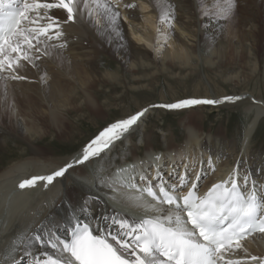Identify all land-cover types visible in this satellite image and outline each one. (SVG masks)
<instances>
[{
	"label": "snow or ice",
	"instance_id": "1",
	"mask_svg": "<svg viewBox=\"0 0 264 264\" xmlns=\"http://www.w3.org/2000/svg\"><path fill=\"white\" fill-rule=\"evenodd\" d=\"M133 7L124 0H0V97L5 109L13 108L9 83L26 80L22 74L25 68H37L42 59L67 46L66 25L81 23L97 32H117L120 21L127 19L122 17V8ZM234 8L235 0H216L212 10L205 9L203 15L227 20ZM160 21L174 26L170 4ZM241 99L187 98L150 107L185 109ZM148 111L146 107L112 122L77 156L47 174L20 180L17 187L54 186L70 169L109 151ZM238 168L200 195L199 175L190 180L185 173L170 184L159 169L149 176L138 173L136 165L121 167L99 183L113 193L111 200L122 199L138 215L113 208L111 215L102 217L106 222L103 228L84 222L75 209L63 227L37 222L22 239H13L0 249L3 264H17L13 253L25 244L22 250L31 258L30 264H264V255H252L247 247L250 238L264 237V186L258 187L255 181L250 184L246 174L241 179ZM84 211L81 205L80 212Z\"/></svg>",
	"mask_w": 264,
	"mask_h": 264
},
{
	"label": "bare ground",
	"instance_id": "2",
	"mask_svg": "<svg viewBox=\"0 0 264 264\" xmlns=\"http://www.w3.org/2000/svg\"><path fill=\"white\" fill-rule=\"evenodd\" d=\"M135 2L141 3L144 10L150 9V11L142 14L138 10L123 8L122 15L127 18L128 23L125 25L120 21L117 32H97L91 25L81 23L66 25L64 39L67 41V46L42 59L37 68L30 66L25 68L22 74L27 76L26 80L9 83V100L13 104V108L6 110L2 104V97H0V164L2 162L1 154L6 153L5 150L9 149V144L5 142L7 134L15 133L32 141L33 134H37L39 138L46 135L41 133L35 124L24 116L25 113H31L32 116L34 113L40 114L51 130L56 128L61 138L67 137L66 124L60 121L59 117L65 108H69L67 99L75 98L79 94L73 87H70L72 84L80 85V89L84 92L81 93V97H85L89 109L94 111L97 108L93 102V97L96 98V95L91 91L92 85L104 82L105 79L110 82L119 80L117 76L115 78L110 73L100 75L97 72L96 64L103 53L110 57L118 55V60L120 59L121 64L125 65L129 72L149 67L147 61L151 57L163 63L165 61L189 62L195 57L196 42L199 38L195 17H197L196 11L202 0H124V3L135 4ZM169 4L172 6L174 14L173 27H169L160 21L162 12ZM193 11L195 17L190 15ZM56 14L61 15L60 12ZM138 16H144L146 19L136 18ZM137 22L142 29L137 27ZM162 26L169 28L171 33L157 31ZM209 26L213 32L201 30L200 37L203 32L212 34L209 40L213 44L214 37L217 38L219 34L221 35L223 30L219 23ZM127 27L133 40H129L127 36ZM142 42L144 44L140 46L139 43ZM150 49H154V56H151ZM216 49L214 53L222 59L226 48L221 46ZM159 55L160 57H158ZM30 79L37 80L35 82L36 88L28 84L29 81H32ZM214 94L215 92H213V96L208 94L205 96L195 95L194 97L217 99L222 97L214 96ZM247 94L251 95V104L246 110L254 115L246 129L242 152L238 151L234 145L236 143L233 144L222 135L209 133L204 137L198 127H193L191 120H186L185 123L188 124L186 143L177 150L164 153L163 155L167 154L165 156L156 155L160 158L158 161L155 160L156 156L150 152L154 149L148 150L147 158L135 164L137 172L154 176L156 170L159 169L168 183L170 181L175 183L173 181L175 178L177 179L179 175L185 173L188 174L189 171L187 170L192 167L196 176L199 171L201 176L207 174L205 175L207 176L206 183L201 187L204 189L227 180L239 165L238 171L241 179L246 174L250 184L255 181L258 187L264 186V148L254 155L255 146H252L254 133L264 119V98H258L251 92H245L241 97ZM38 96L41 103L45 102L48 106L45 113L43 111L39 113L36 110ZM253 99L262 103H254ZM225 103L231 104L233 102ZM55 105L61 109L55 110ZM71 107L73 108V106ZM68 108L67 112L71 111L72 108ZM162 109L167 110L166 108ZM171 111L180 112V109ZM143 118L134 127V130L126 134L122 140L115 142L109 151L111 152L116 144L131 140V136L137 132ZM81 150L66 161L77 156ZM97 159L94 158L85 163L91 166L92 175L83 168L85 164L79 165L70 169L65 177L58 178L54 186H49L48 189H43L38 185L35 189L20 190L17 185L20 180L32 175L47 174L53 168L64 164L65 159L61 162L47 159L44 150L34 148L32 149V156L28 160L15 162L7 167L0 166V249L6 248L13 239H22L23 235L37 222L58 224L63 227L70 220L73 209L79 213L84 222L99 224L101 228L106 223L102 217L111 215L113 208L138 215L139 213L122 199L120 202L114 201L115 203L110 199L113 193L99 183V175L95 171L94 162ZM180 169H182L181 174H178L177 170ZM147 170L149 171L147 172ZM196 176L193 177V180ZM199 181L201 182V180L196 181L198 186ZM128 191L135 194L134 190ZM81 205L85 207L84 212H80ZM26 247V244L21 245V250L13 253L17 258V264H30L31 258L22 250ZM247 247L252 255H264V237L251 238ZM29 250L34 251V249ZM0 264H3L2 256H0Z\"/></svg>",
	"mask_w": 264,
	"mask_h": 264
},
{
	"label": "rangeland",
	"instance_id": "3",
	"mask_svg": "<svg viewBox=\"0 0 264 264\" xmlns=\"http://www.w3.org/2000/svg\"><path fill=\"white\" fill-rule=\"evenodd\" d=\"M215 3L216 0H204L203 7L201 3L197 8V17L194 11L190 14L197 20L199 38L195 47L196 55L194 54L195 57L189 62L163 63L151 57L147 61L149 67L129 72L126 66L121 64L120 59L118 60V55L110 57L103 53L96 64L97 72L100 75L110 73L119 80L110 82L105 79L104 82L92 85L91 91L96 95L93 102L97 108L94 111L89 109L85 97H81L83 91L80 85L72 84L70 87L79 94L75 98L67 99L69 103L67 108L70 109L71 106L73 108L68 112L65 108L64 115L61 113L59 117V120L66 124L67 137L61 138L56 128L51 130L40 114L34 113L32 116L31 113H25L24 116L46 135L39 138L37 134H33L32 141L15 133L7 134L5 142L9 144V149L1 154L0 166L7 167L15 162L28 160L34 148L44 150L47 159L66 161L109 124L146 107L149 108V112L142 119L137 132L131 136L132 139L116 144L111 152H105L94 162L100 180L110 178L118 167H130L147 158L148 150L154 149L150 151L154 156H165L167 154L163 155L164 153L181 148L186 143L188 133L186 120H191L193 127H198L204 137L209 133L222 135L233 144L236 143L234 145L242 152L246 129L254 115L246 110L251 104L250 94L231 104L224 102L219 105H200L201 107H192V110L180 109V112L150 107L175 103L181 99L198 98L194 97L195 95L213 96V92L214 96H222L219 99L225 96H241L245 92L264 98V0H235V8L227 20L204 17L203 11L212 10ZM134 5L135 7L130 9L138 10L142 14L150 11L144 10V6L139 2H135ZM140 17L146 19L144 16L136 18ZM121 22L125 25L128 23L127 19H122ZM216 23L221 24L223 31L217 38L214 37L212 44L209 40L212 34L203 32L200 37V32L203 30L212 33L209 25ZM136 24L141 28L138 22ZM158 29L162 31L161 33H171V30L164 26ZM127 30L129 40H133L128 27ZM143 44L139 43L140 46ZM221 46L226 48L222 59L214 53L216 48L219 49ZM150 52L151 56H154V49H150ZM30 80L32 81L28 84L36 88L37 80ZM39 96L36 110L45 113L48 106L45 102L41 103ZM55 106V110L61 109ZM257 129L252 139L254 140L252 146H255L254 155L264 148V119ZM83 168L92 175L90 165L85 164ZM177 171L181 174L182 169ZM187 171L189 179L193 180L196 175L192 167ZM198 175L201 180L199 187H202L206 183L207 174L201 176L199 171ZM178 178L173 181L176 182ZM171 183L174 182L170 181Z\"/></svg>",
	"mask_w": 264,
	"mask_h": 264
}]
</instances>
